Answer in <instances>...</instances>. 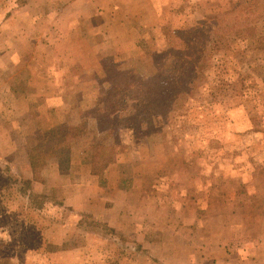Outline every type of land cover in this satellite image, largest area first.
Returning <instances> with one entry per match:
<instances>
[{
  "label": "rangeland",
  "instance_id": "1",
  "mask_svg": "<svg viewBox=\"0 0 264 264\" xmlns=\"http://www.w3.org/2000/svg\"><path fill=\"white\" fill-rule=\"evenodd\" d=\"M119 1L0 0V264H264V40L233 35L152 123L134 109L165 28L244 0L161 3L137 49L98 57Z\"/></svg>",
  "mask_w": 264,
  "mask_h": 264
},
{
  "label": "trees",
  "instance_id": "2",
  "mask_svg": "<svg viewBox=\"0 0 264 264\" xmlns=\"http://www.w3.org/2000/svg\"><path fill=\"white\" fill-rule=\"evenodd\" d=\"M255 2L244 0L243 3H238L230 15H224L218 20L214 19L213 28L211 27L208 31L205 29L204 22L190 29L165 28L164 37H162L165 46L159 55L162 62H159L160 65L156 64L157 72L151 74V78L148 77L149 80L155 81L157 90L147 91L145 87V92L142 94L144 86L139 85L135 92L137 103L134 109L138 112L139 108V112L144 115L143 119L152 123L154 114L151 111L157 112L155 104L160 108L163 99L173 104L180 95L184 96L189 90L192 91L200 79L204 64L208 63L218 70L222 66L220 47L228 44L233 35L244 36L252 45H257L264 40L253 39L257 32L249 27L252 25L248 19L250 15L258 20L263 15V9H261L263 7L253 6L256 5ZM244 56L245 54L242 55L243 58ZM92 173L99 175L95 170Z\"/></svg>",
  "mask_w": 264,
  "mask_h": 264
},
{
  "label": "crops",
  "instance_id": "3",
  "mask_svg": "<svg viewBox=\"0 0 264 264\" xmlns=\"http://www.w3.org/2000/svg\"><path fill=\"white\" fill-rule=\"evenodd\" d=\"M125 0L117 3L116 9L106 10L103 14L106 19H101L97 35H102L98 49V57H108L109 47L115 46L117 51L130 55L137 49V37L140 29L153 28L161 21L159 9L161 3H168L169 0H154L157 4H151L149 0H133L130 5L125 4ZM144 2L142 6L141 3ZM158 12V13H157ZM109 16V18H108ZM136 26V27H135ZM138 28L136 32L133 28Z\"/></svg>",
  "mask_w": 264,
  "mask_h": 264
}]
</instances>
